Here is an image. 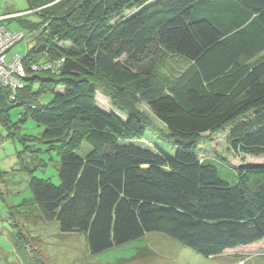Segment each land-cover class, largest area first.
Segmentation results:
<instances>
[{"label":"trees","instance_id":"1","mask_svg":"<svg viewBox=\"0 0 264 264\" xmlns=\"http://www.w3.org/2000/svg\"><path fill=\"white\" fill-rule=\"evenodd\" d=\"M27 2L40 21L18 12L6 20L26 33L2 26L30 45L20 86L0 85V122L10 129L23 107L19 123L44 127L60 158L59 184L29 183L45 221L84 234L92 255L152 233L205 257L264 245V163L241 164L229 183L199 157L203 136L227 129L230 150L264 155V0ZM93 86L127 118L102 110ZM150 132L175 154L152 148Z\"/></svg>","mask_w":264,"mask_h":264},{"label":"rangeland","instance_id":"2","mask_svg":"<svg viewBox=\"0 0 264 264\" xmlns=\"http://www.w3.org/2000/svg\"><path fill=\"white\" fill-rule=\"evenodd\" d=\"M28 9L27 0H0V16L18 12L19 14L12 16H21L28 14ZM13 17L0 19V27L26 33L27 30L18 21L6 20ZM26 19L38 22L41 18L32 13ZM29 45L27 41L18 43L8 53V60L24 57ZM46 60L44 54L36 57L38 65ZM93 87L97 105L102 110L114 111L122 118H127L115 109L102 88ZM52 97V93H47L40 102L46 105ZM138 110L147 115L162 132H167L147 105H139ZM23 114L24 108L20 106L10 110L13 124L11 130L0 122V170L3 172L0 176V264H264L262 244L230 249L221 255L205 257L178 241L157 233L147 234L126 245L92 255L84 234L62 233L56 221H45L39 207L32 201L29 188L32 177L50 179L56 185L60 183V158L55 150L46 151L47 146L41 141L44 127L38 126L30 118L19 123ZM228 131L227 129L216 135L205 134L200 141L199 157L205 162H215L220 177L234 183V170L238 166L243 163H264V155L255 157L233 152L227 142ZM145 138L152 148L161 149L172 156L175 154V148L163 140L159 133L150 132ZM89 151L90 145L84 143L79 154L85 157ZM20 205L18 209L17 206Z\"/></svg>","mask_w":264,"mask_h":264},{"label":"built area","instance_id":"3","mask_svg":"<svg viewBox=\"0 0 264 264\" xmlns=\"http://www.w3.org/2000/svg\"><path fill=\"white\" fill-rule=\"evenodd\" d=\"M23 38L22 33L0 27V85H11L15 89L20 86L18 79L26 76L20 57L8 60V51Z\"/></svg>","mask_w":264,"mask_h":264},{"label":"crops","instance_id":"4","mask_svg":"<svg viewBox=\"0 0 264 264\" xmlns=\"http://www.w3.org/2000/svg\"><path fill=\"white\" fill-rule=\"evenodd\" d=\"M6 17H9V16H6ZM6 17H1L0 19L6 18ZM31 46H32V45H31Z\"/></svg>","mask_w":264,"mask_h":264}]
</instances>
